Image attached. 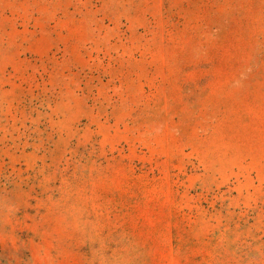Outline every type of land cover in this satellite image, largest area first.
<instances>
[{"label":"rangeland","instance_id":"obj_1","mask_svg":"<svg viewBox=\"0 0 264 264\" xmlns=\"http://www.w3.org/2000/svg\"><path fill=\"white\" fill-rule=\"evenodd\" d=\"M0 264H264V0H0Z\"/></svg>","mask_w":264,"mask_h":264}]
</instances>
